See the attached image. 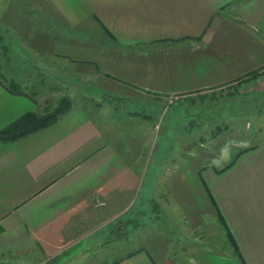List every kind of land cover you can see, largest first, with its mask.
<instances>
[{
    "label": "crops",
    "instance_id": "1",
    "mask_svg": "<svg viewBox=\"0 0 264 264\" xmlns=\"http://www.w3.org/2000/svg\"><path fill=\"white\" fill-rule=\"evenodd\" d=\"M5 17L9 39L24 41L5 69L31 72L37 57L46 74L8 78L19 94L0 82V129L64 96L71 105L0 141V264H264V122L263 141L241 145L225 170L237 153L227 163L214 154L209 167L166 162L164 174L152 159L155 109L177 96L183 135H214L195 149L227 152L240 119L247 129L264 119L237 106L201 119L202 102L263 97L264 0H10ZM63 61L72 76L54 65ZM223 88L230 95L200 100Z\"/></svg>",
    "mask_w": 264,
    "mask_h": 264
},
{
    "label": "rangeland",
    "instance_id": "2",
    "mask_svg": "<svg viewBox=\"0 0 264 264\" xmlns=\"http://www.w3.org/2000/svg\"><path fill=\"white\" fill-rule=\"evenodd\" d=\"M17 2L19 0H16ZM10 2V0H0V70L1 72L4 74V76L8 79L10 78H18V77H22L23 75L26 77L25 80L28 81H34V82H38L39 80V76L43 77V71L37 69V64H38V60L37 57H33L30 61L31 64V72L30 70H28L30 72L29 76H26L29 72L27 71H21V70H17L16 71V75L13 76L12 74L14 72H10L9 69H5V65H11L12 67L19 61H21L22 57L21 56H14L13 58H11L10 55V48L12 49L13 46L15 48L21 49L23 44V40L21 38L18 39H14L12 40V38L9 39L8 34H7V23L5 21L6 19V11H7V4ZM65 29L68 30V34L72 33L70 30L71 27L69 28H64L63 32L65 33ZM74 29V28H73ZM84 30L80 29V33L79 36L83 37L84 40H86V35H83L81 32ZM74 34V33H73ZM13 43V44H12ZM9 51V52H8ZM19 55V54H18ZM57 67L59 66L60 68L63 67V73L65 75H68L69 77L72 76L71 71L67 70V66L66 63L63 62H57L56 64ZM7 67V66H6ZM11 67V68H12ZM27 68L29 69V66H27ZM46 74V73H45ZM53 74V73H52ZM74 76V75H73ZM85 74H78V79L77 81H83ZM34 82H31V84H34ZM91 84V83H90ZM87 85L86 83H84L83 85H87L88 87L94 88L91 85ZM34 85H32V88H34ZM230 88H223L222 90L217 89L214 92L211 93H204L202 95V97H200L202 100L203 97L206 96H211L214 94H220L221 97H225L227 95H230ZM206 94V95H205ZM211 94V95H209ZM264 94V93H263ZM262 94L263 97L260 96H256L257 94L253 95V97L251 98V100L249 99V102H245L242 101L238 104L236 103H231V101H217L216 103H204L202 102V107H203V115L201 117V119L203 120L204 118H208L206 115L210 116V112L211 111H216V112H220L221 114L225 115L227 114H231L232 113V107L237 106L239 107L238 109L241 111H249V110H255V112L257 111V113L259 114V111H263L264 113V95ZM179 98H172L169 101H164L162 103L158 104L157 109H155V114H156V121L159 127L158 130V134L156 135L155 138V142H154V151H153V160L155 162H157V168L160 171V174H164V173H169V166H163L164 164H166V162H168L169 164L170 161L172 162H180L185 160H189L191 162V164H194V162H200L201 164H207L208 167L210 166V163H213V157L215 156L214 154H216V156H219V158H221V162L222 163H227L226 161H228L227 159V155L231 156V158L237 153V151L239 150V147L241 145H245L247 143L249 144H258L261 141H263V136L259 134L258 130L256 129V124L257 126L258 123H263L264 119L262 118H258V119H254V118H250L251 120V127L250 129H247L244 127V123L246 122V118L240 119L239 120V128H240V135L239 136H233L232 139H234L235 141L237 140V145L238 146H233L232 148H230V150H228L227 152H225V146L224 148H220L221 146H217V145H213V146H209L206 142V144H204V148H200L199 149H195V147H199L198 141L199 139L205 138V139H209L210 137H214V135H191V136H184L183 132L185 131V129L183 128V104L184 102H182V97L183 96H177ZM95 98L90 99L91 105L95 106L96 104H94L96 102V100H94ZM260 100V101H256V100ZM75 100L77 101V103H79V105L81 106V102L82 100H85V97H77L75 98ZM255 100V102H254ZM59 100H57L54 104H50L49 108L46 110H51L53 109L55 106H57ZM232 104H234L232 106ZM134 108V106H132V104H126L124 106V109L127 110H132ZM258 109V110H257ZM38 111H43V110H38ZM209 113V114H206ZM200 119V117H199ZM200 119V120H201ZM198 119L195 118L194 121H197ZM213 133H216L219 131V129H211L210 130ZM224 131V130H222ZM189 139V141H188ZM202 146V147H203ZM187 148H192L193 150H191L190 152L187 151ZM204 150V151H202ZM201 151V152H199ZM204 152H206V154H204ZM201 153V154H200ZM226 153V156H225ZM205 155V156H204ZM183 159V160H182ZM182 163V162H181ZM163 170V171H162Z\"/></svg>",
    "mask_w": 264,
    "mask_h": 264
},
{
    "label": "trees",
    "instance_id": "3",
    "mask_svg": "<svg viewBox=\"0 0 264 264\" xmlns=\"http://www.w3.org/2000/svg\"><path fill=\"white\" fill-rule=\"evenodd\" d=\"M259 73L254 71L248 75L249 78H255ZM0 82L6 87V89L14 94L20 93V85L13 81L12 79H7L0 70ZM71 105V101L68 97L64 96L51 110L45 111H30L26 112L13 122L9 123L7 126L0 129V141H12L23 136L34 133L35 131L47 127L53 124L58 117L66 112ZM247 148L240 150L232 160L223 168V170L231 167L233 163L242 155ZM222 170V171H223ZM221 224L227 231L229 241L234 245L233 238L221 216H219Z\"/></svg>",
    "mask_w": 264,
    "mask_h": 264
}]
</instances>
